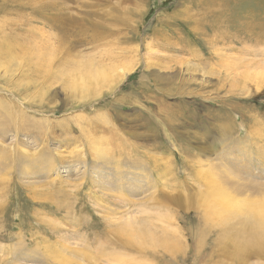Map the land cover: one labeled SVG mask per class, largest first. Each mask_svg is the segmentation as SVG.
Segmentation results:
<instances>
[{"label": "rangeland", "instance_id": "obj_1", "mask_svg": "<svg viewBox=\"0 0 264 264\" xmlns=\"http://www.w3.org/2000/svg\"><path fill=\"white\" fill-rule=\"evenodd\" d=\"M261 220L264 0H0V264H264Z\"/></svg>", "mask_w": 264, "mask_h": 264}, {"label": "bare ground", "instance_id": "obj_2", "mask_svg": "<svg viewBox=\"0 0 264 264\" xmlns=\"http://www.w3.org/2000/svg\"><path fill=\"white\" fill-rule=\"evenodd\" d=\"M63 49V48H62ZM35 69H36V67H35ZM54 73V72H53ZM259 224V227L261 228V229H263V227H264V222H263V220H261V222H259L258 223ZM264 230V229H263ZM260 233V232H259ZM263 234V233H262ZM261 235V234H260ZM262 237H263V235H262ZM261 237V238H262Z\"/></svg>", "mask_w": 264, "mask_h": 264}]
</instances>
